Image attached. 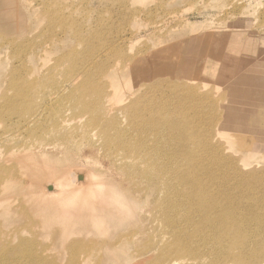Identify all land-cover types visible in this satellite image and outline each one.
Returning a JSON list of instances; mask_svg holds the SVG:
<instances>
[{"label": "rangeland", "instance_id": "374dc122", "mask_svg": "<svg viewBox=\"0 0 264 264\" xmlns=\"http://www.w3.org/2000/svg\"><path fill=\"white\" fill-rule=\"evenodd\" d=\"M111 47L121 50L123 60ZM83 67H90L89 78L105 87L112 109L139 93L155 99L173 93L167 109L179 115L172 121H180L194 138L187 156L198 144L209 158L220 149L217 178L238 191L256 186L252 207L264 218V0H0V163L23 174L17 156L34 149L41 168L27 169L29 174L68 179L95 169L104 176L97 181L106 183L108 195L116 194L126 205L94 203L90 222L88 207L80 214L66 203V195L63 206L54 194H38L40 185H35L11 194V206L0 199V231L9 235L11 247L29 240L33 250L46 249L41 264H76L68 247L78 242L90 247L89 264H201L195 257L182 263L174 255L163 256L167 247L181 242L153 206L163 193L146 184L144 192L131 187L125 173H106L108 158L96 140L80 152L68 150L52 143L54 138L48 142L54 134L30 137L22 119L10 112L9 103L18 101L11 79H25L28 92H34L26 113L68 109L72 102L57 101L56 95L71 82V74H83ZM120 79L125 82L117 87ZM79 126L73 122L70 128ZM249 226L250 232L260 228L256 222ZM246 242L248 248L256 240ZM196 245L191 242L189 249L206 248Z\"/></svg>", "mask_w": 264, "mask_h": 264}, {"label": "bare ground", "instance_id": "6f19581e", "mask_svg": "<svg viewBox=\"0 0 264 264\" xmlns=\"http://www.w3.org/2000/svg\"><path fill=\"white\" fill-rule=\"evenodd\" d=\"M111 52L118 60H123L121 50L117 47H111ZM70 57L68 54L65 58ZM71 75L69 78L72 79L71 82L65 80L69 82L68 85L65 83L59 96L58 93L56 95L57 101L61 102V99L66 98L72 102L68 109L51 106L35 114L26 113L31 108L29 95L34 93L28 92L30 83H26L25 79H11L9 87L17 95L18 101L9 103L8 106L12 114L22 119L20 123H23L27 135L32 137L41 131L54 134L48 142L54 138L52 143L65 144L68 150L73 151H79L84 145L96 140L101 155L108 158V164L104 168L106 173L110 174L113 171L122 175L125 173L127 178L132 180L128 184L131 187L142 192L143 187H152L157 193H163V197L155 199L153 206L160 213L171 236L181 240L167 247L163 256L174 255L175 260L182 263L192 259L187 257H195L201 264L264 262V235L260 232L263 229L261 226L264 218L259 217V213L252 207L256 200L253 191L256 186L245 187V191L236 190L239 187L224 186V182L217 178L219 155L222 159L220 149L213 151V156L209 158L202 154L203 146L198 144L195 153L187 156L189 145L194 138L187 133L186 127L179 120L172 121L179 115V112L167 109L169 103L176 97L173 93L161 96L160 99H155L146 92L139 93L124 100L116 109H112L111 102L105 101L108 99L105 87L89 78L90 67H83V74ZM115 81L117 87L125 82L122 79ZM51 83L52 81L49 84ZM34 84L37 85L39 82ZM39 89L42 87L37 90ZM122 98L121 95L116 100ZM73 122L80 126L71 129L70 125ZM123 123L125 130L120 132ZM36 152L34 149H28L17 156V159L23 162L21 165L24 166L23 174L16 168L5 169V164L0 163V199L3 202L6 200L7 204L10 202L9 206L12 203L11 194L31 190L33 186L40 185L38 194L43 196L54 194L61 200L63 206L65 203L62 196L66 195V203L72 208L77 207L80 214L88 207L90 222L95 220L94 203L102 202L114 207L115 204H123V209L125 208L123 198L113 193L108 195L106 183L102 180L97 181L99 177L104 176L95 169H86L84 173L68 179L51 173L29 174L27 169L41 168L34 162L33 156ZM119 152L124 153V156ZM88 159L91 160L90 157ZM8 161L10 160L7 159L6 163ZM59 161L56 159L53 167H56ZM236 174L240 172L236 171ZM43 181L49 183L47 188H44ZM8 193L10 195H6ZM4 196L6 199H3ZM245 210H248V214ZM254 222L260 228L253 232L248 231L246 227H250L249 225ZM8 237L9 235L0 231V264H41V261L46 259L44 256L46 249L43 248L40 252L33 250L29 240L20 242L19 247H11L8 244ZM252 237L256 242L254 245L249 244L247 248L246 239L251 240ZM193 241L197 243L194 248L200 246L206 248L201 252L190 250L189 248H193L191 247ZM85 244L78 242L76 246L68 247L76 264H89L90 247ZM81 255L83 258L78 260ZM169 264L177 263L172 260Z\"/></svg>", "mask_w": 264, "mask_h": 264}]
</instances>
